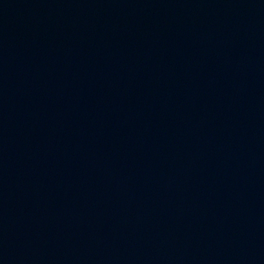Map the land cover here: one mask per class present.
Segmentation results:
<instances>
[{"label":"water","instance_id":"obj_1","mask_svg":"<svg viewBox=\"0 0 264 264\" xmlns=\"http://www.w3.org/2000/svg\"><path fill=\"white\" fill-rule=\"evenodd\" d=\"M0 264H264V0H0Z\"/></svg>","mask_w":264,"mask_h":264}]
</instances>
